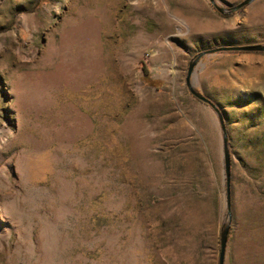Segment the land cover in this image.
<instances>
[{"label": "rangeland", "instance_id": "374dc122", "mask_svg": "<svg viewBox=\"0 0 264 264\" xmlns=\"http://www.w3.org/2000/svg\"><path fill=\"white\" fill-rule=\"evenodd\" d=\"M0 0V264H264V0Z\"/></svg>", "mask_w": 264, "mask_h": 264}, {"label": "water", "instance_id": "95a60500", "mask_svg": "<svg viewBox=\"0 0 264 264\" xmlns=\"http://www.w3.org/2000/svg\"><path fill=\"white\" fill-rule=\"evenodd\" d=\"M210 1L220 13L230 12V11H226V10L220 8L219 6H217L215 4L214 0H210ZM252 1L253 0H246L242 4H240L239 6H236V7L232 8V10L233 11H237L240 8L248 5ZM226 51L264 52V45H246V46H234V47H220V48H216V49H212V50L200 53L198 58L194 62H192L191 65H190L189 74H188V77H187V85H188L191 93L195 97H197L199 100L203 101L204 103L210 105L215 110V112L218 114L219 121H220V124H221V128H222V131H223V140H224V145H225V171H226V178H227V201H228V208L230 210V207H231V182H230V180H231L232 160H231L230 151L228 149V141H229V139H228V134H227V130H226L225 119H224V116H223L222 112L220 111V109L214 103H212L208 98H206L204 95H201V94L197 93L192 88V85H191V77L193 75L194 67L197 64V61L199 60V58H201V57H203L204 55H207V54L217 53V52H226ZM230 229H231V226L228 225L226 227V229L224 230V232L222 233V235H221V240H220L221 252H220V257H219V264H225Z\"/></svg>", "mask_w": 264, "mask_h": 264}]
</instances>
